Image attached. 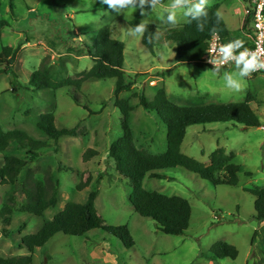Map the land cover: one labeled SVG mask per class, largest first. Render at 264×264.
<instances>
[{"label": "rangeland", "instance_id": "1", "mask_svg": "<svg viewBox=\"0 0 264 264\" xmlns=\"http://www.w3.org/2000/svg\"><path fill=\"white\" fill-rule=\"evenodd\" d=\"M0 22L8 23L0 40L3 48L16 50L10 75L0 66V127L5 132L22 130L36 140L47 142L50 149L24 172L22 183L30 186L51 174L59 181V202L48 209L43 218L16 213L8 223L0 219V258L30 256L21 247V239L37 233L45 223L61 213L67 204H85L89 194L98 191L95 202L98 214L106 226H126L135 242L126 249L112 234L94 230L84 237L64 234L54 236L33 254L32 264H264V225L255 219V196L249 190L264 189V75H251L239 93L225 88L222 69L195 64L179 65L173 44L157 42L154 52L142 44V36L127 35V23L139 13L127 11L117 16L99 0H0ZM246 0H209L208 7L222 6L230 27L238 26L245 12ZM170 3L168 0L163 6ZM109 12L97 17L98 9ZM95 10V11H94ZM152 15L150 6H146ZM161 13L163 8L158 9ZM147 16H142V20ZM166 34L169 27L154 17L145 21ZM187 23L181 19L178 25ZM177 25V26H178ZM249 25V24H248ZM111 26L113 38L125 46L124 59L128 88L119 99L126 100L134 110L131 127L135 144L153 155L167 150V127L158 113H148L139 96L145 94L153 102L164 88L172 102L179 106L199 104H237L247 102L262 123V128H245L231 123L197 125L188 129L182 152L203 164L219 149L235 154L234 164L242 168L237 187L226 184L227 175L221 169L216 178L223 185L215 186L184 169L164 170L162 180L147 177L144 189L170 197L177 196L192 206L190 227L182 236H168L157 224L135 212L129 201L132 187L122 178L110 157V147L123 135V115L116 107V80L88 82L77 96L82 106L72 99L70 88L57 91L36 89L30 85L31 75L43 61L57 79H77L89 71L93 62L86 54L97 32ZM247 27V24L244 28ZM159 38V37H158ZM158 40V39H157ZM53 114L58 129L77 128V137H62L56 144L39 129L40 116ZM93 149L98 155L83 161L84 153ZM12 153L25 156L14 146ZM4 154L0 153V169ZM10 187L0 183V209ZM26 201L22 190L17 203ZM255 231L260 234L254 247ZM235 246L237 259L218 260L211 250L218 243Z\"/></svg>", "mask_w": 264, "mask_h": 264}, {"label": "trees", "instance_id": "2", "mask_svg": "<svg viewBox=\"0 0 264 264\" xmlns=\"http://www.w3.org/2000/svg\"><path fill=\"white\" fill-rule=\"evenodd\" d=\"M168 0H162L165 4ZM1 6V1H0ZM95 11V10H94ZM219 5L208 7V17L201 31L195 21L178 25L166 30V34L159 36L164 30L156 25L148 24L147 31L142 35V44L154 52L157 42L173 44L177 49L179 65L195 64L203 66V57L206 54L208 41L212 34L219 32L225 38L226 43L231 40L227 26L222 19H217ZM252 17L248 16V23H252ZM142 21L139 13L135 19L127 23L128 28H134ZM8 23L0 22V40ZM159 37V38H158ZM158 39V40H157ZM245 46L249 45L245 43ZM86 54L93 62L89 71L83 72L77 79H57L48 68L47 60L43 61L38 71L31 75L30 85L36 89H49L57 91L70 88L74 91L71 95L73 101L82 106L77 94L82 86L88 82H96L107 79L116 80L115 99L116 107L123 115V135L110 147V157L114 161L119 175L127 179L132 187L129 201L136 213L143 218L153 220L158 229L165 235L182 236L190 227L192 206L188 200L167 196L158 192H150L144 189V180H162L165 178L159 172L164 170L184 169L189 173L199 176L215 186L223 185L216 178V174L224 169L227 175L226 184L229 187H237L238 175L242 168L233 163L235 154L227 155L224 149L217 150L210 157V164H203L182 152V145L187 131L192 126L210 125L217 123H231L245 128H262V123L247 102L237 104H199L179 106L168 97L166 89H160L153 102H149L145 94L139 96L141 106L148 113H158L167 127V150L162 155H153L146 149H139L135 144V137L131 127V113L134 110L126 100L119 96L128 88L125 71L124 52L125 46L113 38L111 26H106L97 32L92 45H86ZM16 50L11 47L3 48L0 54V66H5L4 73L10 75L13 67ZM86 110L88 106H82ZM38 129L54 143H58L62 137H77V128L58 129L55 125V116L47 114L40 116ZM14 146L19 151L25 152V156L12 153ZM47 142L39 141L22 130L5 132L0 127V153L4 154V166L0 169V183L10 187L7 191L3 205L0 209V219L8 223L16 213L27 214L32 217L43 218L45 212L57 206L59 202V181L48 174L43 180H36L30 186L22 183V176L29 166L36 162L43 151L50 149ZM98 155L93 149L87 150L83 155L84 162H90ZM22 190L26 201L17 203V193ZM255 196V219L260 225H264V189L249 190ZM98 191L91 192L85 204L69 203L65 209L56 215L52 221L45 223L35 234L27 235L21 239V247L28 250L30 256H17L11 259L0 258V264H32V254L39 248H43L57 234L73 237H84L94 230H103L119 239L126 249H134L135 242L126 226L109 227L98 214L95 202ZM260 232L255 231L251 245L255 246ZM211 254L218 260L237 259L239 252L235 246L227 243H216Z\"/></svg>", "mask_w": 264, "mask_h": 264}, {"label": "clouds", "instance_id": "3", "mask_svg": "<svg viewBox=\"0 0 264 264\" xmlns=\"http://www.w3.org/2000/svg\"><path fill=\"white\" fill-rule=\"evenodd\" d=\"M99 2L101 5H107L108 10L117 16L130 10L136 11L137 8L142 16H147L134 28L128 29L127 35L132 38L142 36L147 31L148 24L145 21L152 17L169 28H175L181 19L189 24L195 21L201 31L208 17L209 0H170L167 6H163L162 0H99ZM146 6H150L152 15H148ZM161 8L162 13L158 11ZM106 14L109 12L98 9L96 16L101 18ZM216 16L217 19H222L219 12ZM208 53L211 56L209 62L214 65L212 70L214 74H219L225 65L234 68L233 71H223L222 75L225 88L234 93L242 91L246 79L252 73L264 70V48L257 45L255 50L249 49L242 39L231 40L219 47L213 45Z\"/></svg>", "mask_w": 264, "mask_h": 264}, {"label": "built area", "instance_id": "4", "mask_svg": "<svg viewBox=\"0 0 264 264\" xmlns=\"http://www.w3.org/2000/svg\"><path fill=\"white\" fill-rule=\"evenodd\" d=\"M247 6L245 10V16L252 17V26H253V37H252V45L248 47L249 49L255 50L257 45L261 48H264V0H246ZM257 25H260L258 28ZM226 44L225 38L219 32H215L212 34L210 40L208 41L207 51L205 56L203 57V64L210 68H214L209 61L211 59L209 52L210 47L215 45L219 47L220 45ZM222 69H231L227 65L223 66ZM264 75V70H260L252 73V75Z\"/></svg>", "mask_w": 264, "mask_h": 264}, {"label": "crops", "instance_id": "5", "mask_svg": "<svg viewBox=\"0 0 264 264\" xmlns=\"http://www.w3.org/2000/svg\"><path fill=\"white\" fill-rule=\"evenodd\" d=\"M245 3L247 6L246 1H245ZM245 10H246V7H245ZM219 13L221 14V16H222V13L227 14V12L224 9H222V6H220V8H219ZM222 18H223V20L227 26L230 38L242 39L245 41V43H247L249 45L248 47H250L252 45L253 26H252V23H248L247 17L245 16V12H244L242 20L239 24V27L238 26L230 27V25H228V23L226 22L225 18L223 16H222ZM246 24H247V27L244 28ZM162 31H164V30H162Z\"/></svg>", "mask_w": 264, "mask_h": 264}]
</instances>
